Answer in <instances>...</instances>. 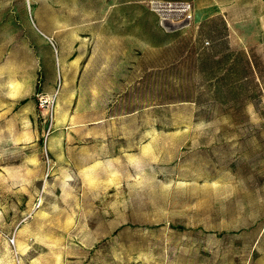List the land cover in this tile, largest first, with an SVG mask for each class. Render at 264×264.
<instances>
[{
  "label": "rangeland",
  "instance_id": "obj_1",
  "mask_svg": "<svg viewBox=\"0 0 264 264\" xmlns=\"http://www.w3.org/2000/svg\"><path fill=\"white\" fill-rule=\"evenodd\" d=\"M35 1L68 53L0 0V264H264L263 0Z\"/></svg>",
  "mask_w": 264,
  "mask_h": 264
},
{
  "label": "crops",
  "instance_id": "obj_2",
  "mask_svg": "<svg viewBox=\"0 0 264 264\" xmlns=\"http://www.w3.org/2000/svg\"><path fill=\"white\" fill-rule=\"evenodd\" d=\"M262 1V0H261ZM23 2V1H22ZM29 2V11L27 8L19 7V10L22 12V15H24V21L25 26L22 24L19 28V39L21 40V45L24 46L27 50H35L37 47L40 49L44 48V56H40V58L46 59L49 55L48 60L52 59L53 52L57 54V60L62 63L67 60L66 54L68 51L64 48L66 45L67 40V28L65 25V22L63 21V18L60 16V14L55 13L52 10V6H45V17L43 19L41 12L37 14L35 12L36 6L35 0H28ZM264 3V0H263ZM16 10V8L14 7ZM13 15V13H11ZM31 19V21H29ZM6 29L13 30V34H17L15 29H11L13 24L7 25ZM14 37V40L15 38ZM76 43V39H74ZM36 53H34V57L36 59ZM36 61V60H35ZM51 61V60H50ZM46 91L47 93H54V85L55 80L53 78H47L46 81ZM56 92V91H55ZM60 95V91H58V97ZM58 100V98H57Z\"/></svg>",
  "mask_w": 264,
  "mask_h": 264
},
{
  "label": "built area",
  "instance_id": "obj_3",
  "mask_svg": "<svg viewBox=\"0 0 264 264\" xmlns=\"http://www.w3.org/2000/svg\"><path fill=\"white\" fill-rule=\"evenodd\" d=\"M38 102L42 109H46L49 111V109L53 108L55 103L57 102L58 98V91L50 94V93H40L38 95Z\"/></svg>",
  "mask_w": 264,
  "mask_h": 264
},
{
  "label": "bare ground",
  "instance_id": "obj_4",
  "mask_svg": "<svg viewBox=\"0 0 264 264\" xmlns=\"http://www.w3.org/2000/svg\"><path fill=\"white\" fill-rule=\"evenodd\" d=\"M180 24V23H179ZM174 26V25H173ZM177 26V25H176ZM168 29V28H167Z\"/></svg>",
  "mask_w": 264,
  "mask_h": 264
}]
</instances>
